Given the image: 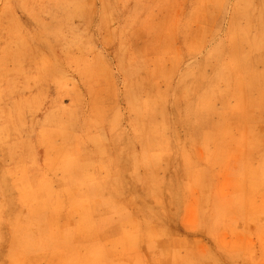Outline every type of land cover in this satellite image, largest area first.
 Wrapping results in <instances>:
<instances>
[{
  "label": "bare ground",
  "instance_id": "1",
  "mask_svg": "<svg viewBox=\"0 0 264 264\" xmlns=\"http://www.w3.org/2000/svg\"><path fill=\"white\" fill-rule=\"evenodd\" d=\"M148 1L131 0L125 13L112 15L122 7L100 0L99 13L87 15L83 0H20L25 21L15 19L14 33L0 37V66L21 60L16 74L0 79V92L26 111L35 166L27 264L145 263L135 253L138 239L146 240L144 254L152 251V227L171 220L186 178L209 181L192 158L200 148L209 166L232 147L249 161L237 168L239 200L211 204L200 221L256 219L257 209L244 213L256 199L264 215V0H213L217 14L183 38L179 61L155 33L142 34L147 8L158 0ZM212 20L222 38L210 37ZM96 39L99 51L91 47ZM67 68L82 79L72 89ZM65 95L71 107L62 105ZM260 234L264 241V225ZM234 256L236 264L254 263Z\"/></svg>",
  "mask_w": 264,
  "mask_h": 264
},
{
  "label": "rangeland",
  "instance_id": "2",
  "mask_svg": "<svg viewBox=\"0 0 264 264\" xmlns=\"http://www.w3.org/2000/svg\"><path fill=\"white\" fill-rule=\"evenodd\" d=\"M117 1L114 3V8L125 7L126 3L128 8L131 3V0H120L117 4ZM144 1L146 5L149 4L148 0ZM204 1H208L207 4ZM233 1L238 0H232V3ZM156 3L152 2V6L147 8V10L150 9L147 12L148 25L147 23L145 27L142 25L141 32L144 36L145 33L150 34L151 31L155 33L158 42L165 46L167 53L175 61H179L178 55L184 51L183 38L190 37L195 31L204 30V18L213 16L218 11L213 0L210 2L209 0H158ZM199 3L200 8L198 7ZM22 6L23 3L20 0H0V37L12 29L14 22L16 24L15 19L20 22L21 20L25 21L26 13ZM99 6L100 0H83L81 10L87 15H94L99 13ZM123 7L114 9L109 14L116 15L118 11L125 13ZM190 15L192 19L186 24L185 19ZM217 23L218 20H212L208 29L210 37L219 39L224 36V33L218 30ZM113 26L115 27L117 24H112L110 28ZM12 33H14V29L7 35ZM212 41L211 38L209 44H212ZM91 43L96 44H91L92 49L101 50L99 40L96 39ZM155 54L159 55L160 51L156 49ZM57 59L55 62L60 65L58 56ZM34 60L39 61L38 59ZM14 63L21 65V60ZM14 63L8 60L5 65L0 66L3 68V71L0 72V79H5L6 76L10 77L15 73L12 68L20 65H14ZM115 66V63L112 64L113 75L117 88L121 89V77ZM65 71L68 75L66 77L69 80V89H72L75 83L80 84L82 79L76 70L67 68ZM161 84L164 82L161 81ZM54 94L55 92H50L46 98L52 100L50 98ZM87 99L88 101L92 100L89 96ZM9 101V94L0 92V264H27L25 260L29 247L27 232L33 230L28 220L31 207L29 199L35 166L30 159L31 156L27 155L29 123L26 111L23 108L11 107L8 104ZM61 102L63 106L71 107L72 97L62 96ZM232 149L233 152L230 156L221 155L213 166L206 164L202 148L194 151L193 161L204 171V175L209 181L206 184H198L194 180L186 178L184 185L187 189L177 194L176 201L168 210L171 220L164 225L152 227L156 233L152 235V240L148 241L153 244L154 249L144 254L147 246L144 243L146 240L138 239L139 246L135 253L136 256L139 253L142 257H147L146 262H142L143 264H236L234 253H238L247 261L248 258H252L251 261L254 263L251 264H264L262 245L264 241L260 238L264 215L261 212L259 200L253 201L249 209H244L245 214L257 209L258 218L256 219H239L234 223L214 226L200 221V211L211 209V204L216 206L223 200H239L243 193L244 185L239 179L237 168L240 164H247L249 161L246 154L241 153L235 147ZM237 183H239L238 186ZM205 187H209V189L206 191ZM232 187L236 188L235 192ZM212 198H214L213 201ZM231 214L232 212H230ZM159 230L164 232L160 233ZM163 243L170 244L163 246ZM247 247L252 248L250 253L246 250Z\"/></svg>",
  "mask_w": 264,
  "mask_h": 264
}]
</instances>
